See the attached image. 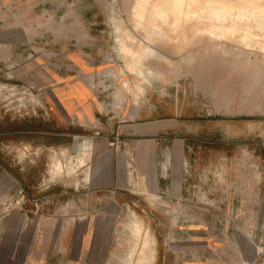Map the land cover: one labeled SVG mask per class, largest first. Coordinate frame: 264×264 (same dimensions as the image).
<instances>
[{
  "label": "rangeland",
  "instance_id": "obj_1",
  "mask_svg": "<svg viewBox=\"0 0 264 264\" xmlns=\"http://www.w3.org/2000/svg\"><path fill=\"white\" fill-rule=\"evenodd\" d=\"M136 1L0 0V264H137L142 239L150 264H264V50L210 38L200 13L160 37L136 26ZM153 1L143 20L169 28ZM146 46L170 61L136 66ZM118 72L145 86L124 105ZM75 83L112 105L92 127L56 102ZM60 130L81 134L53 146Z\"/></svg>",
  "mask_w": 264,
  "mask_h": 264
},
{
  "label": "bare ground",
  "instance_id": "obj_2",
  "mask_svg": "<svg viewBox=\"0 0 264 264\" xmlns=\"http://www.w3.org/2000/svg\"><path fill=\"white\" fill-rule=\"evenodd\" d=\"M150 2H151V0H137L136 1L135 5L133 6L134 20H136V22L138 23V24H136V26H138L139 24H142L145 26L146 29L149 25L152 24V26H151L152 27L151 28L152 33L159 35L160 37L170 36L171 32L175 31L178 28L179 24L177 25V21L179 20L180 17H184L186 19V17H189L192 13H194V15H197L200 13V14H206V16L209 19H211V21H212L211 26L209 28H207V30H206L207 34L209 35L210 38L217 39V38L223 37V36L229 37V35H231L232 37L237 36V39H239L241 44H243V45H257L261 49L264 50V8H261L260 5H256L253 0H245V5L242 8V10L236 8L234 6V1H232V0H210V1H206L205 6L198 13L191 10V7H192L193 3H196V0H159V1H153V9L155 10V13H154L155 15H161L162 18H164L165 20L166 19L168 20L169 15L175 16L174 20L172 21L173 23L169 24V28H165L163 26H157L153 23H150L151 21L145 22L143 20L144 16H146V14L148 12V6H149ZM245 16H247V18H246L247 23H246V25H243L242 21H244L243 19H245ZM164 23H166V22H164ZM180 23L183 24V22H180ZM199 25L200 24H194L192 32L190 33V36L188 33H189L191 28L190 27L187 28V26L185 28H182L181 34L179 33L180 35H182L180 37L184 38V40H185V42H187V44L190 43L194 39L195 32L197 30H199V28H200ZM136 26L134 28H137ZM261 33H263V34H261ZM258 35H263V38L262 39L259 38L260 40H258ZM232 37H229V38H232ZM133 38H134V36H133ZM119 41H120L119 44H121V46H120L121 51L128 49V46L124 42H122L121 38L119 39ZM235 41H237V40H235ZM130 52H133L135 55H138V58L136 60L137 63L135 62L136 66H138L139 63L142 64L143 61L147 60L151 55H154V56L158 55L159 57L170 61V59H168L167 57H164L163 55L158 54L157 51L155 49L151 48L150 46H146L141 50H134L132 48V51H129V53ZM127 56H129V55H127ZM127 65H129V64H127ZM146 68H147L148 72H153L151 67L146 66ZM137 71H138V74L140 76H142V78L145 80L146 77H145L144 71L141 70L139 67L137 68ZM110 75H112V74H110ZM121 76L122 75L119 72L116 75L117 80L118 81L122 80L121 83H123V86H120L117 90V95H116L117 97L116 98H117L119 105H124L128 101V94H131L132 91L134 90L133 88H136V89L138 88L137 90H140V89L143 90V89H145V86H144V84H142L140 82H136L135 85H131V82L129 79H121ZM122 108H123V106L120 109H122ZM144 157L146 160V162H145L146 168L145 169H146V171H148L149 168L152 166V160H151L150 154L146 153V155H144ZM58 167L61 168V163H58ZM143 174H145V173H143ZM150 194H152V193H150ZM132 223L134 225V230H135V233L137 234L138 240H139V238H141L143 236V234H142L143 229H142L141 221L132 220ZM138 243H140V248H138L137 251L135 250V252L132 254L137 253L139 256H137V254H136V258L134 259V261L137 260V264H145V262H146V264H150V261L144 262V256H143L144 253L146 252L148 240L142 239L141 242H137V244ZM135 247H137V246H135Z\"/></svg>",
  "mask_w": 264,
  "mask_h": 264
},
{
  "label": "crops",
  "instance_id": "obj_3",
  "mask_svg": "<svg viewBox=\"0 0 264 264\" xmlns=\"http://www.w3.org/2000/svg\"><path fill=\"white\" fill-rule=\"evenodd\" d=\"M67 45L70 48H74L71 47V45L74 43L73 41H69L67 40ZM87 41H85V39H77V45L76 46H84L86 47ZM78 50L79 49H75L72 50V54L75 55H81L83 53V51H80V53L78 54ZM85 54V53H83ZM88 55V54H87ZM86 56V55H85ZM82 57L83 58H85ZM78 57V56H75ZM88 57V56H87ZM89 58V57H88ZM87 58V59H88ZM73 61L76 63L77 66L80 67V70H83L84 68H91L92 65L90 63V61H87L89 63L85 64V66L83 63H81L82 65L78 64L76 62V60ZM96 62V61H95ZM67 73V74H66ZM73 73L75 74V72L73 70H67L64 73V78L66 76H71L73 75ZM66 74V75H65ZM61 77H63V75H60ZM96 94L94 93V91L88 87V85L83 84V83H75L72 86L67 87L65 90H61V92H56V102H58L61 106V108H63L64 112L68 115H72V116H77L78 114H80L82 116V118H84V123L83 125H87L89 127H92L91 125H96L97 123V111L99 109V107H102V118H104L106 116V112L110 111V107H112V105L110 103H107L106 100L102 99V103L99 102L101 106H98V100H96ZM105 112V113H104ZM95 121V122H93ZM115 123V122H114ZM80 132H65V131H58L57 133H55V135H57L59 137L58 142L53 145V146H57L60 147L65 143V140H67V142L71 140V137H73V139L75 138V140L77 138H79L80 136ZM91 136H93V133H90ZM67 137V138H66ZM65 138V139H64ZM93 138H102V144H104L106 146V143L108 142V139L110 138L109 136H106V131H103V135L96 137L94 136ZM63 140V141H62ZM92 176H90L91 179ZM78 183V182H77ZM76 185H83V184H76ZM87 185V184H85ZM88 185H94V182H90V184ZM75 189H77L78 186H74ZM86 189V186H82ZM91 187V186H90Z\"/></svg>",
  "mask_w": 264,
  "mask_h": 264
}]
</instances>
